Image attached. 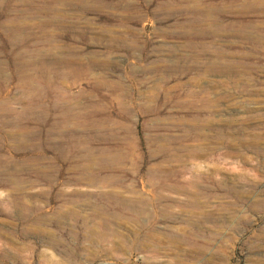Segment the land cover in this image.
I'll return each instance as SVG.
<instances>
[{
  "label": "rangeland",
  "instance_id": "1",
  "mask_svg": "<svg viewBox=\"0 0 264 264\" xmlns=\"http://www.w3.org/2000/svg\"><path fill=\"white\" fill-rule=\"evenodd\" d=\"M0 264H264V0H0Z\"/></svg>",
  "mask_w": 264,
  "mask_h": 264
}]
</instances>
